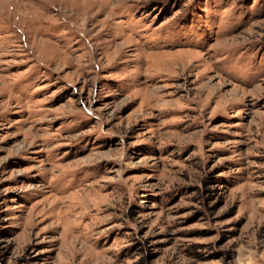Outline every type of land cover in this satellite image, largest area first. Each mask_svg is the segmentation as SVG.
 Instances as JSON below:
<instances>
[{
	"label": "rangeland",
	"instance_id": "rangeland-1",
	"mask_svg": "<svg viewBox=\"0 0 264 264\" xmlns=\"http://www.w3.org/2000/svg\"><path fill=\"white\" fill-rule=\"evenodd\" d=\"M0 264H264V0H0Z\"/></svg>",
	"mask_w": 264,
	"mask_h": 264
}]
</instances>
